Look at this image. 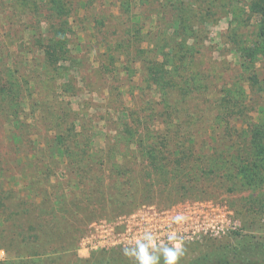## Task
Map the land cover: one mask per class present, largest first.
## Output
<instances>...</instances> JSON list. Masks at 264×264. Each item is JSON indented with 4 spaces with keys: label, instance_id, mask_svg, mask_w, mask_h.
<instances>
[{
    "label": "rangeland",
    "instance_id": "rangeland-1",
    "mask_svg": "<svg viewBox=\"0 0 264 264\" xmlns=\"http://www.w3.org/2000/svg\"><path fill=\"white\" fill-rule=\"evenodd\" d=\"M248 1L0 0V86L14 78L24 92L32 89L18 127L11 103L0 99L4 264H140L142 254L150 264H165L170 247L90 248L92 236L119 233L123 218L144 203L157 210L192 202L223 209L224 233L184 244L177 264L220 243L264 238V186L231 190L223 174L204 176L199 167L160 177L142 157L143 145L124 133L137 120V135L158 127L164 103L148 80L149 62L184 42L196 52L189 69L211 78L216 95L224 82L242 86L249 123L264 124V56L246 72L239 52L256 39ZM177 21L186 31L177 32ZM178 58L173 62L180 64ZM170 81L178 87L181 79ZM58 135L62 156L53 153ZM204 139L187 145L193 158L214 153L232 162L239 149L244 153L240 139Z\"/></svg>",
    "mask_w": 264,
    "mask_h": 264
},
{
    "label": "trees",
    "instance_id": "trees-1",
    "mask_svg": "<svg viewBox=\"0 0 264 264\" xmlns=\"http://www.w3.org/2000/svg\"><path fill=\"white\" fill-rule=\"evenodd\" d=\"M247 6L251 16L256 19V39L249 46L239 48L246 72L250 70L251 64L258 56H264V0H249ZM177 23H179L177 32L181 27L186 31V27L180 21ZM195 53L194 45H187L184 42L178 49L168 47L167 51L163 49L158 52L163 57L162 61L156 57L149 62L148 80L160 87L164 103L158 127L150 126L152 129L144 136L137 135L138 125H135L137 120L134 121V126L125 124L124 133L143 145L142 157L147 160L149 168L156 175L162 172L160 177L168 171L174 172V176H177V171L184 173L185 169L193 171L199 167L202 173L199 172L204 176L223 174V179L231 182V190L237 187L263 188L264 124L249 123V111L245 105L247 98L242 86L234 84L232 86L235 87L231 88L229 83L224 82L218 92L220 95H216L211 78L205 79L201 73H194L189 69L190 63L196 59ZM175 57L180 60V64L173 62ZM176 75L181 79L178 87L170 81ZM13 80L18 82L17 79L10 78L8 83L0 86V99L11 103L9 108L12 111L9 116L11 122L18 127L20 109L25 105L27 97L31 96L32 89L27 85L24 92ZM247 81L257 84L254 76H249ZM202 100L200 104L199 101ZM192 103L195 105H191ZM238 123L242 127H238ZM71 131H74V124L69 132ZM200 135L205 138L203 142L209 139L216 141L240 139L244 143V153H239V149L236 161L232 162L221 160L219 156L215 160L212 157L215 156L214 153H199L197 158H193L194 147L187 145H194ZM19 137L20 135L15 136L17 142ZM62 137L63 135H58L54 155H64ZM200 155L204 158L200 159ZM191 161L193 163L199 161L198 163L201 162L202 165L191 166ZM232 170L235 174H232ZM128 190L132 193L131 188ZM187 264H264V238L250 236L236 245L227 242L217 244Z\"/></svg>",
    "mask_w": 264,
    "mask_h": 264
},
{
    "label": "built area",
    "instance_id": "built-area-1",
    "mask_svg": "<svg viewBox=\"0 0 264 264\" xmlns=\"http://www.w3.org/2000/svg\"><path fill=\"white\" fill-rule=\"evenodd\" d=\"M223 209L210 202L184 203L166 210L144 204L123 218L119 233L103 232L92 236L90 248H142L155 251L172 247L176 241L183 245L217 237L225 231ZM7 253L0 249V263Z\"/></svg>",
    "mask_w": 264,
    "mask_h": 264
},
{
    "label": "clouds",
    "instance_id": "clouds-1",
    "mask_svg": "<svg viewBox=\"0 0 264 264\" xmlns=\"http://www.w3.org/2000/svg\"><path fill=\"white\" fill-rule=\"evenodd\" d=\"M184 255L182 241H176L172 247L164 250L165 264H177L180 257ZM140 264H150L148 258L143 254L140 257Z\"/></svg>",
    "mask_w": 264,
    "mask_h": 264
}]
</instances>
